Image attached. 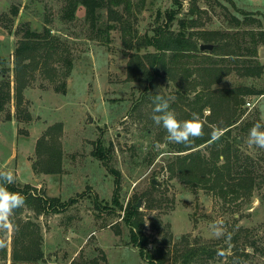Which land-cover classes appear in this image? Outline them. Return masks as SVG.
Listing matches in <instances>:
<instances>
[{"label": "rangeland", "instance_id": "374dc122", "mask_svg": "<svg viewBox=\"0 0 264 264\" xmlns=\"http://www.w3.org/2000/svg\"><path fill=\"white\" fill-rule=\"evenodd\" d=\"M181 1V14L190 7L195 10L196 33L225 30L232 16L242 19L240 11L259 20L254 27L264 28V0ZM61 7L60 0H0V59L6 68L0 89L10 93L0 111V171H11L18 185L56 199L45 214L35 215L24 207L17 217L37 225L41 238L42 260L25 264H148L123 220L129 207L142 218L146 250L158 253L163 264H179L180 251L198 246L212 253L193 264H264V178L249 195L224 199L181 181L168 169L174 155L190 150L171 152L174 143L151 118L150 94L170 98L183 122L184 112L197 105H191L192 89L183 91L185 99L177 92L182 84H193L194 77L162 72L146 92L147 74L137 64L135 42L130 46L129 40L135 33L151 34L152 25H162L164 11L176 7L173 1L146 0L131 20V32L113 29L105 42L92 36L82 7L71 22L61 19ZM177 28L174 21L171 30ZM45 29L50 31L44 38L46 47L17 67L15 50L26 31L44 35ZM196 40L198 47L205 43ZM155 52L150 46L137 56L148 65L145 56ZM169 55L164 54L165 61ZM256 59L264 65V45L258 47ZM241 84L263 88L264 74L232 73L213 88ZM235 114L239 120L225 140L235 141L232 146L240 159L256 161L264 149L247 141L255 124L264 125V95L245 97ZM229 116L214 104L203 109L200 119L214 131ZM193 150L208 156L210 146ZM214 222H222L224 236H213ZM15 236L8 219L0 226V264H13ZM175 257L179 263H174Z\"/></svg>", "mask_w": 264, "mask_h": 264}, {"label": "trees", "instance_id": "16d2710c", "mask_svg": "<svg viewBox=\"0 0 264 264\" xmlns=\"http://www.w3.org/2000/svg\"><path fill=\"white\" fill-rule=\"evenodd\" d=\"M60 1L62 3L61 19L63 21L75 20L78 8L82 7L84 19L92 36L105 42L109 40V32L113 29L118 28L125 33L131 32V20L137 18V14H140L144 8L146 0ZM172 1L176 7L164 11L162 25H152L151 34L146 33L138 37L135 33L130 36L129 45L131 46V42H135L133 45L136 50L134 55L138 60L137 64L141 71L147 74L149 86L146 87L145 91L149 92L156 85L155 76L162 72L170 76L182 73L184 78L193 76L194 83L182 84L177 92L179 97L185 99L184 97L190 89L194 91L191 105L196 104L197 107L184 112L185 120L190 119L193 113L201 117L203 109L212 107L214 104L224 109L230 116L217 128L224 130L219 140L211 141L213 130L202 122L204 125L202 137L187 145L174 144L171 152L190 151L185 154L174 155L168 169L181 181L191 186H200L206 190H212L224 199L229 196L232 197L231 199H237L240 196L249 195L254 188L260 186L264 178V174L260 173V168L264 165V150L260 159L256 161L249 158L240 159L232 146H236L235 141L231 143L225 140V135L227 136L230 127L238 122L239 119L235 118V113L244 104L245 97L263 96L264 87L257 88L244 84L223 88H213V86L219 85L225 77L232 73H238L243 77H260L264 74V65L256 59L258 47L264 45V28L257 29L254 27L255 23H260L259 20L249 12L240 11L242 19L232 16L228 19L229 23L225 30L196 33L192 29L198 21L195 10L190 7L187 12L181 14L182 1ZM17 11L18 9L14 8L13 14L16 15ZM159 17H161L160 12L157 18ZM174 21L178 25L176 31L171 30ZM44 32V35H40L37 32L26 31L27 37L20 40L15 50L17 67H21L24 59H32L34 51L39 47H46L48 42L44 38L49 35L50 31L45 29ZM197 37L205 43H214L216 47L212 55L199 50ZM150 46L154 47L156 52L145 56L148 60L147 65L142 63L137 55L141 49ZM166 52L170 53L169 61L164 59ZM3 61L0 59L1 77L6 72ZM4 84L7 86V83ZM198 86H200L199 89H197ZM9 94V92L0 89V111L3 110L4 101L6 97H9ZM157 94L152 92L150 96L153 98ZM143 96L145 95L142 94V99ZM186 104L188 105V102ZM176 109L175 103H170V110L174 112ZM164 132L166 133V130ZM204 144L210 146L208 156L202 154L200 150H193ZM99 154L102 158V153ZM221 157L223 162L219 164ZM4 186L9 191L19 193L25 198V205L16 209L9 217L15 232H17V236L13 238L12 262L13 264L37 263L43 258L38 226L30 220L23 221L17 217L21 215L24 207L31 209L35 215L45 214L55 206L56 199L38 195L32 192L31 187L26 184L18 185L14 182ZM139 217L135 207H129L124 213L123 220L129 227L132 243L138 248L139 255L148 264H163L158 253L155 254L146 250L148 239L142 233L143 222L142 218ZM211 253L203 246L188 248L186 251L179 252L180 263L176 257L174 263L177 261L179 264H193L201 255H211Z\"/></svg>", "mask_w": 264, "mask_h": 264}, {"label": "clouds", "instance_id": "9594fccd", "mask_svg": "<svg viewBox=\"0 0 264 264\" xmlns=\"http://www.w3.org/2000/svg\"><path fill=\"white\" fill-rule=\"evenodd\" d=\"M152 101L154 108L151 118L156 125L162 126L166 130L169 143L187 145L203 136L204 125L198 114L193 113L190 119L181 122L170 110V98L157 94L152 98ZM222 134V130L215 129L211 134V141L219 140ZM247 143L249 146L264 149V125L257 123L250 129ZM156 147L158 148L159 145ZM14 182L13 172L0 171V226H5L13 212L25 205V198L21 194L11 192L4 186ZM210 229L216 238L225 235L222 222L212 223Z\"/></svg>", "mask_w": 264, "mask_h": 264}, {"label": "water", "instance_id": "95a60500", "mask_svg": "<svg viewBox=\"0 0 264 264\" xmlns=\"http://www.w3.org/2000/svg\"><path fill=\"white\" fill-rule=\"evenodd\" d=\"M215 45L213 43H203L199 45V50L201 52H212L214 50ZM140 202L136 205L137 207L140 205Z\"/></svg>", "mask_w": 264, "mask_h": 264}, {"label": "built area", "instance_id": "2783aa9c", "mask_svg": "<svg viewBox=\"0 0 264 264\" xmlns=\"http://www.w3.org/2000/svg\"><path fill=\"white\" fill-rule=\"evenodd\" d=\"M246 104H247V106H251V103H249V102H247Z\"/></svg>", "mask_w": 264, "mask_h": 264}]
</instances>
